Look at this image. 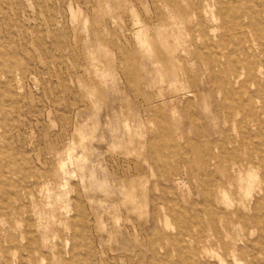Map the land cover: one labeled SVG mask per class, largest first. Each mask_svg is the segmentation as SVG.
Returning <instances> with one entry per match:
<instances>
[{"label":"rangeland","instance_id":"374dc122","mask_svg":"<svg viewBox=\"0 0 264 264\" xmlns=\"http://www.w3.org/2000/svg\"><path fill=\"white\" fill-rule=\"evenodd\" d=\"M260 39L264 0H0V264H264Z\"/></svg>","mask_w":264,"mask_h":264},{"label":"bare ground","instance_id":"6f19581e","mask_svg":"<svg viewBox=\"0 0 264 264\" xmlns=\"http://www.w3.org/2000/svg\"><path fill=\"white\" fill-rule=\"evenodd\" d=\"M260 48L262 50V52L264 53V39H260ZM241 148V147H240ZM26 196H30L32 195L31 193L29 192H25ZM1 243V242H0ZM30 248V247H29Z\"/></svg>","mask_w":264,"mask_h":264}]
</instances>
